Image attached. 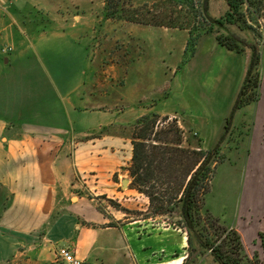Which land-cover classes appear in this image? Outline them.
Instances as JSON below:
<instances>
[{
	"label": "crops",
	"instance_id": "crops-1",
	"mask_svg": "<svg viewBox=\"0 0 264 264\" xmlns=\"http://www.w3.org/2000/svg\"><path fill=\"white\" fill-rule=\"evenodd\" d=\"M11 14L0 11V25L10 21L0 27V37L13 36L6 29L15 20ZM170 29L160 31L171 36ZM137 31L136 48H119L117 62L102 60L104 48H81L91 50L87 72L72 87L21 38L17 48L0 52V264L15 257L29 264H69L56 260L61 246L81 264H185L179 251L186 250V234L143 219H134L132 228L108 223L102 204L89 190L81 192L74 178L85 172L99 179L125 175L132 154L128 126L150 111L176 118L202 148L222 141L249 52L229 50L212 35L213 47L229 62L202 71L203 61L191 59L198 48L183 64L187 33L176 52L151 46L146 54L138 48L143 34ZM155 56L161 66L153 65ZM259 70L258 97L230 115L234 134L222 147L224 157L226 144L236 143L237 158L253 166L249 180L255 181L264 180V61ZM251 191L242 188L238 211Z\"/></svg>",
	"mask_w": 264,
	"mask_h": 264
},
{
	"label": "rangeland",
	"instance_id": "rangeland-1",
	"mask_svg": "<svg viewBox=\"0 0 264 264\" xmlns=\"http://www.w3.org/2000/svg\"><path fill=\"white\" fill-rule=\"evenodd\" d=\"M113 1L119 4L120 9L110 17L105 16L106 0H0V11L5 13L6 10L11 11L13 12L12 18H15L6 27L13 36L8 38L3 34L0 37V43L17 48L18 39L25 40L28 48H34L36 56L42 55L45 63L52 71H55L57 67L61 76L68 82L69 87H72L87 72L86 66L91 50L84 52L81 48H104L106 58L103 57L102 60L117 62L119 60V48H136L135 33L138 32V29L143 34L141 39L138 38V48H143L144 53L147 54L148 48L151 46L159 48V52L165 51L160 48H176V52L177 48H181L184 39L183 33L189 35V29L197 30V27L199 28L206 23L201 15L204 6L211 17L221 15L219 14L221 4L223 11L225 10L223 0H193L192 5L188 3V0ZM127 16L133 17L132 19L135 21L127 20ZM9 22V20L8 22L5 21V24L2 23L0 27ZM254 27L257 32H260L256 46L262 63L264 61V14L259 17ZM152 28H156L155 31H151ZM167 28L173 30L170 32L171 36L167 35L168 32L160 31ZM212 35L214 33L204 32L198 36L196 42L192 44L195 48L193 53H191L192 48L187 50L183 64L191 58L196 48H198L195 54L197 56H193L191 59L196 58V60L203 61L202 71L224 66L225 63H228L229 59L213 47L214 41H212L213 39L210 40ZM212 37L214 38V36ZM43 48H47V50L44 52ZM99 52H102V49ZM156 56L153 65L161 66L160 61L155 60ZM144 72L151 74L155 71L146 68ZM156 80L161 79L156 78ZM163 104L167 107L171 106L173 104L171 97ZM188 109L194 111L190 104H188ZM230 109L223 122L222 141L219 140L213 145L210 142L211 147L217 146L219 148L217 158L219 160L213 172L209 191L205 196L207 208L221 222L202 216L201 225L210 240L217 244L224 242L228 248L230 246L227 237H232L231 231L236 230L249 261H253V264H264V252L259 241V233H264V180H249V170L253 166L242 164V159L237 158L236 143L231 141L226 144V155L223 157L222 147L229 141L230 134H234L232 130L229 132L230 127L234 125L230 118ZM237 109L233 111L232 115ZM151 113L156 112L150 111L145 114ZM156 114L159 122L154 130L157 131L158 138L169 141L175 140L179 135L181 141L178 144L168 143L170 146H178L183 150L181 154H175L172 158L174 171L163 172L158 170L155 174L156 188L159 192H163L165 185H161L157 178L162 180L167 178L171 181L182 178L189 163L196 160V157L190 156L186 151L198 150L202 147L196 135L189 130H184L176 118ZM165 116L167 119L163 120ZM173 120H176V124L180 128L179 133L170 129L171 131L165 134L164 131L170 128V124L173 125ZM135 121L128 126L130 140ZM242 125L244 126L243 122ZM225 138H227L226 141H224ZM155 158L158 160L160 154ZM121 171L123 170L121 169ZM121 177L127 179L125 187L122 186ZM78 178V180L74 178L79 185L77 188L81 192L89 190L95 196L94 199H97V202L102 204L107 211L108 223L132 228L136 224L133 222L134 219H143L142 222L159 227L167 225L165 224L166 221H172L173 224L169 227L173 228V232L185 234L184 228L177 224V218H163L160 215L150 217L148 215L150 210L148 198L141 192L127 189L130 188L131 181L128 171L125 175H119L117 172L112 173L106 179L93 178L90 173L85 172ZM242 188L245 193L247 190H252L249 196L251 198L247 201L242 200L240 211H238V201ZM179 253L185 255V264H216L210 260V249L198 248L197 241L193 237L192 244L186 245L185 251L180 249ZM15 259L5 264H29L16 257Z\"/></svg>",
	"mask_w": 264,
	"mask_h": 264
},
{
	"label": "trees",
	"instance_id": "trees-1",
	"mask_svg": "<svg viewBox=\"0 0 264 264\" xmlns=\"http://www.w3.org/2000/svg\"><path fill=\"white\" fill-rule=\"evenodd\" d=\"M223 1L225 10L217 17L209 16L204 6L201 15L206 23L197 27V30L189 29L184 58L189 48H192L191 53H193L195 48L192 44L204 32L214 33L216 41L229 50L235 52L248 50L249 63L231 106L232 114L235 109L258 97L261 57L256 45L260 32L256 31L254 24L256 25L259 17L264 14V0ZM188 3L192 5L193 0H188ZM119 9L120 6L117 2L106 0L105 16L112 17ZM132 18L127 16L126 19L135 21ZM166 119L167 116L163 120ZM173 121V125L170 124V128L164 131L165 134L171 130L179 133L180 128L176 124V120ZM158 122L156 113L142 115L135 121L134 131L131 134L132 154L126 168L131 178L129 187L143 193L148 198L150 206L148 215L150 217L160 215L163 218H177V224L184 228L187 246L192 244L193 237L197 241L198 248L210 249V254L216 264H253L254 262L249 261L246 257L236 230L231 231L232 237H227L230 246L228 248L224 242L217 244L210 240L201 225L202 216L220 221L212 215L205 203V196L209 191L213 172L219 160H217L219 152L217 146L186 151L190 156L196 157V160L189 163L183 177L176 181L157 178L161 185H165L163 192L157 190L156 172L158 170L172 171L174 169L172 158L175 154L183 152L178 146H170L168 143L178 144L181 141L179 135L175 140L169 141L158 138L157 131L154 130ZM158 154H160V158L157 160L155 157ZM165 224L172 225L173 222L166 221ZM223 230L225 231V228ZM259 237L264 252V233L260 232Z\"/></svg>",
	"mask_w": 264,
	"mask_h": 264
},
{
	"label": "built area",
	"instance_id": "built-area-1",
	"mask_svg": "<svg viewBox=\"0 0 264 264\" xmlns=\"http://www.w3.org/2000/svg\"><path fill=\"white\" fill-rule=\"evenodd\" d=\"M12 50V47L10 45H3L0 47L1 53H7ZM56 260H60L69 264H81V261L70 252V250L65 247L61 246L57 249L55 254Z\"/></svg>",
	"mask_w": 264,
	"mask_h": 264
},
{
	"label": "water",
	"instance_id": "water-1",
	"mask_svg": "<svg viewBox=\"0 0 264 264\" xmlns=\"http://www.w3.org/2000/svg\"><path fill=\"white\" fill-rule=\"evenodd\" d=\"M121 183H122V186L125 187L127 184V179L126 178L122 179Z\"/></svg>",
	"mask_w": 264,
	"mask_h": 264
},
{
	"label": "bare ground",
	"instance_id": "bare-ground-1",
	"mask_svg": "<svg viewBox=\"0 0 264 264\" xmlns=\"http://www.w3.org/2000/svg\"><path fill=\"white\" fill-rule=\"evenodd\" d=\"M185 237V236H184Z\"/></svg>",
	"mask_w": 264,
	"mask_h": 264
}]
</instances>
